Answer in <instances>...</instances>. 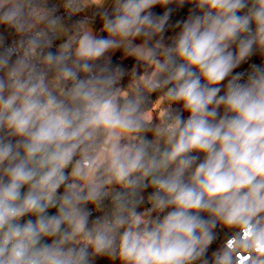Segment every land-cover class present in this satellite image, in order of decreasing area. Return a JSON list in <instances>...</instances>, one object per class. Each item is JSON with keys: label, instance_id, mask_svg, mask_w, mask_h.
<instances>
[{"label": "clouds", "instance_id": "9594fccd", "mask_svg": "<svg viewBox=\"0 0 264 264\" xmlns=\"http://www.w3.org/2000/svg\"><path fill=\"white\" fill-rule=\"evenodd\" d=\"M44 2L0 0V264H264V0H111L55 52Z\"/></svg>", "mask_w": 264, "mask_h": 264}, {"label": "trees", "instance_id": "16d2710c", "mask_svg": "<svg viewBox=\"0 0 264 264\" xmlns=\"http://www.w3.org/2000/svg\"><path fill=\"white\" fill-rule=\"evenodd\" d=\"M172 7L174 8V12H173V16H172V20H179V19H183L187 16L188 11H189V6H185L182 10H175L176 6L172 5ZM111 10V8H110ZM154 13L156 15H160L163 13L164 9L161 7H157L154 10ZM103 33H99L97 35H102ZM174 33L169 30L166 34H165V41L166 42H170L168 41V37L172 36ZM137 43H139L140 41L137 40ZM55 52V50H50ZM119 55V53H118ZM259 56V55H256ZM254 56V57H256ZM115 64H123V67L126 69L127 71V75L124 77V80L122 81V84L124 85V88L122 90H131V88L135 87L136 85L139 84L140 87H143L142 83H140L138 77L140 75H146V74H150L151 72V68L144 63H139L136 64L134 66L133 61L131 59H124L123 57H121V59L119 60H114ZM135 73V74H134ZM145 95H148L145 92ZM161 96L160 93H152L150 96V100L148 101V107L146 108V112L152 110L153 106L155 105V103L160 100L157 99V97ZM163 100V108L168 106V101L166 99H162ZM173 107L176 110H179V105H173ZM158 114V112L156 114H154L153 117H156ZM187 114L185 113V116ZM149 123V127L151 128L153 125H159L160 121L158 119H151L148 120ZM145 137L148 140L153 141V148H163L164 147V141L161 137H158L155 133L154 130H149L146 133H144ZM151 191H153V189L151 187H149L148 189H146L142 194L145 197V203L140 205V208L138 210L140 211H147L148 210V203H147V196L151 193ZM89 209L92 212V219H94L96 216L99 215H103L106 212H109L111 210V201L110 200H105L104 201V205L101 211H97L92 205L88 206ZM52 212L55 211V209L51 210ZM224 235L221 234L220 239L217 241V243L219 244V241L221 240V238H223ZM94 264H116V261L114 260H110L107 257H95L94 258Z\"/></svg>", "mask_w": 264, "mask_h": 264}, {"label": "built area", "instance_id": "2783aa9c", "mask_svg": "<svg viewBox=\"0 0 264 264\" xmlns=\"http://www.w3.org/2000/svg\"><path fill=\"white\" fill-rule=\"evenodd\" d=\"M65 0H62L59 3L55 2H44L41 7H44L49 10H55L54 15L59 18L57 24H61L62 27V35L61 37L58 36L55 26L51 29H49V35L53 38V45L51 49L47 50H55L61 44L66 40L67 34L74 31L77 26H83L84 28H90L91 30H95L96 34L102 33L101 27H102V16L105 13V10L99 8L96 6L93 2L90 0H75V6L80 9V11L76 14H68L65 7ZM111 8V7H110ZM110 8L106 11H110ZM0 38H2L5 41V46L10 45L13 41L18 40L19 37L17 34L12 32L9 29H6L4 27H0ZM261 57L256 56L252 57L249 63H257L259 64L261 62ZM248 64H245L242 66L241 69H237V71H242L248 68ZM161 105L163 108V100L161 99ZM169 104V101L168 103ZM112 187H115L119 189V185H113ZM62 191V189H61ZM226 237L224 236L219 241V244H222Z\"/></svg>", "mask_w": 264, "mask_h": 264}, {"label": "rangeland", "instance_id": "374dc122", "mask_svg": "<svg viewBox=\"0 0 264 264\" xmlns=\"http://www.w3.org/2000/svg\"><path fill=\"white\" fill-rule=\"evenodd\" d=\"M61 1L62 0H45V2H55V3H59ZM90 1L93 2L96 6H98L99 8H101V9H103L105 11L108 10L111 7V0H99V2H95V0H90ZM55 29H56V32H57L58 36L61 37V35H62L61 24H56ZM88 29H90V28H88ZM160 100H158L155 103V105L153 106L152 110L146 112V116L148 117V120H151L153 118L154 114L159 112L160 109L162 108Z\"/></svg>", "mask_w": 264, "mask_h": 264}]
</instances>
